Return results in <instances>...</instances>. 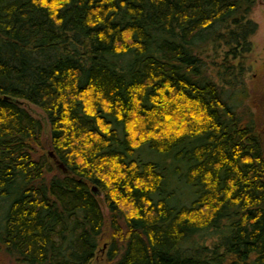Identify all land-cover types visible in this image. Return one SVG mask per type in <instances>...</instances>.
Returning <instances> with one entry per match:
<instances>
[{
  "label": "trees",
  "instance_id": "trees-1",
  "mask_svg": "<svg viewBox=\"0 0 264 264\" xmlns=\"http://www.w3.org/2000/svg\"><path fill=\"white\" fill-rule=\"evenodd\" d=\"M255 2L0 0V251L264 264V139L245 102ZM146 150L183 160L188 203Z\"/></svg>",
  "mask_w": 264,
  "mask_h": 264
},
{
  "label": "rangeland",
  "instance_id": "rangeland-1",
  "mask_svg": "<svg viewBox=\"0 0 264 264\" xmlns=\"http://www.w3.org/2000/svg\"><path fill=\"white\" fill-rule=\"evenodd\" d=\"M250 16L256 21L257 29L252 35L253 49L250 55L251 60V72L248 81L249 96L245 99V102L251 106L254 111L255 117L259 123V130L262 133L264 139V2L262 0H256L251 10ZM24 106L36 117L40 119L43 125V139L46 152L51 150L48 141V129L49 124L43 111L36 105L24 102ZM143 152V151H142ZM147 156H158L160 159H165L166 156L158 154L156 152L147 151ZM144 158V157H143ZM163 165L166 167L165 176L168 177V190L171 195V202L177 204L188 203L194 196L193 189L190 184L185 181L183 172L186 170V164L182 159L179 160H164ZM58 170H62L61 167L56 166ZM103 212L106 214L107 209L104 203H101ZM104 252L100 251L92 264H102ZM0 264H25L15 261L11 256L3 251H0Z\"/></svg>",
  "mask_w": 264,
  "mask_h": 264
},
{
  "label": "water",
  "instance_id": "water-1",
  "mask_svg": "<svg viewBox=\"0 0 264 264\" xmlns=\"http://www.w3.org/2000/svg\"><path fill=\"white\" fill-rule=\"evenodd\" d=\"M48 154H49V155H54L52 150H50V151L48 152ZM57 165H58L59 167H61V169H62L63 171H65V170H66V168H65V166L63 165V163H62V162H60V161H57ZM92 190H93L94 192H96V191H97V190H96V186H95V185H93V186H92Z\"/></svg>",
  "mask_w": 264,
  "mask_h": 264
},
{
  "label": "flooded vegetation",
  "instance_id": "flooded-vegetation-1",
  "mask_svg": "<svg viewBox=\"0 0 264 264\" xmlns=\"http://www.w3.org/2000/svg\"><path fill=\"white\" fill-rule=\"evenodd\" d=\"M50 157H51V158L53 159V161L55 162V165L58 166V165H57V161H59V160L56 159V158L54 157V155H50Z\"/></svg>",
  "mask_w": 264,
  "mask_h": 264
}]
</instances>
